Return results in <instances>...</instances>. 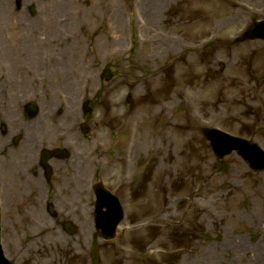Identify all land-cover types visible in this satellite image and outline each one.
<instances>
[{"label": "rangeland", "instance_id": "rangeland-1", "mask_svg": "<svg viewBox=\"0 0 264 264\" xmlns=\"http://www.w3.org/2000/svg\"><path fill=\"white\" fill-rule=\"evenodd\" d=\"M41 2L31 18L14 10L13 23L47 48L60 22L48 11L52 1ZM71 5V34L62 41L77 43L76 59L90 43L95 73L105 61L117 73L123 67L94 102L93 136L98 164L115 166L96 176L103 172L116 192L124 221L94 255L91 222L77 224L73 237L44 224H6L5 256L16 264H264V173H252L234 153L217 162L200 133L218 128L264 150V43L231 45L250 21L264 19V0ZM219 63L223 73L206 79ZM25 100L41 111L53 105L49 97Z\"/></svg>", "mask_w": 264, "mask_h": 264}, {"label": "flooded vegetation", "instance_id": "flooded-vegetation-1", "mask_svg": "<svg viewBox=\"0 0 264 264\" xmlns=\"http://www.w3.org/2000/svg\"><path fill=\"white\" fill-rule=\"evenodd\" d=\"M0 1H7L6 13L14 14V1L17 0ZM67 1L73 7V0ZM67 8L65 12L72 18L73 11ZM24 11L28 14V9ZM19 50L9 42L1 46L0 203L3 208L23 211L24 218L28 215L45 221L48 219L45 217L48 203L58 211L68 210L77 194L86 192L94 183L95 142L90 115H81L80 120L86 126L82 128L77 117L65 114L66 109H72L70 97L79 92L78 75L69 73L66 68L64 74L45 76L42 66H32L26 75L15 73L13 57ZM44 77L54 82L50 93L52 97L59 98L61 106L47 114L42 113L39 121L31 122L24 109L14 104L13 98L30 92L24 89L27 82L43 81ZM103 78L108 80L106 75ZM33 92L37 96L45 93ZM84 129L85 134L82 133ZM44 149L48 150L46 166H43L40 155ZM55 149L64 151L54 154ZM63 153L65 157L61 158Z\"/></svg>", "mask_w": 264, "mask_h": 264}, {"label": "water", "instance_id": "water-1", "mask_svg": "<svg viewBox=\"0 0 264 264\" xmlns=\"http://www.w3.org/2000/svg\"><path fill=\"white\" fill-rule=\"evenodd\" d=\"M249 38H255V37H262L264 38V23L260 24L259 26L253 27L249 31ZM204 134L209 137L212 140V144L214 146V149L216 152L219 153H225L235 147H247V145L244 142L241 141H233V140H227V138L224 135L220 134L219 132L215 130L210 131H204ZM220 141H224V145L222 146V150L220 147ZM236 149V148H235ZM252 151L254 152V148H252ZM119 220V218H118ZM116 223V221H115ZM111 225H109L110 227ZM102 228H105V226H102Z\"/></svg>", "mask_w": 264, "mask_h": 264}]
</instances>
